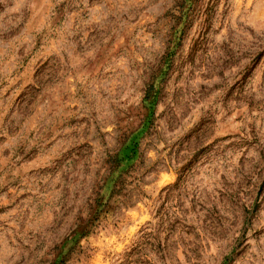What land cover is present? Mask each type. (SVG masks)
<instances>
[{
    "label": "rangeland",
    "instance_id": "rangeland-1",
    "mask_svg": "<svg viewBox=\"0 0 264 264\" xmlns=\"http://www.w3.org/2000/svg\"><path fill=\"white\" fill-rule=\"evenodd\" d=\"M264 264V0H0V264Z\"/></svg>",
    "mask_w": 264,
    "mask_h": 264
},
{
    "label": "trees",
    "instance_id": "trees-1",
    "mask_svg": "<svg viewBox=\"0 0 264 264\" xmlns=\"http://www.w3.org/2000/svg\"><path fill=\"white\" fill-rule=\"evenodd\" d=\"M55 264H64L63 262H56Z\"/></svg>",
    "mask_w": 264,
    "mask_h": 264
}]
</instances>
